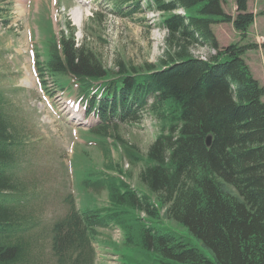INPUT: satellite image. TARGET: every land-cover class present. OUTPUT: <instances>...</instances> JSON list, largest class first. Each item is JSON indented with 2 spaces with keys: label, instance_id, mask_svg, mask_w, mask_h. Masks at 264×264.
Wrapping results in <instances>:
<instances>
[{
  "label": "trees",
  "instance_id": "1",
  "mask_svg": "<svg viewBox=\"0 0 264 264\" xmlns=\"http://www.w3.org/2000/svg\"><path fill=\"white\" fill-rule=\"evenodd\" d=\"M247 1L234 0L231 15L223 0H146L166 32L158 64L108 69L66 25L69 33L52 42L44 69L35 66L73 78L87 112L99 119L90 132L120 141L118 122L133 124L142 114L161 126L144 155L120 141L132 164L143 163V189L107 166L112 173L93 179L106 191V205L71 204L46 234L32 211L31 181L17 172L21 138L0 93V264H95L99 229L110 226L120 228L122 245L142 264H264V86L243 56L256 43L222 46L212 27L232 23L245 39L254 20ZM123 2L115 0L112 11L123 13ZM129 4L123 14L140 8L137 0ZM198 47L206 58L195 54ZM164 221L184 227L212 257ZM120 255L124 264L137 261Z\"/></svg>",
  "mask_w": 264,
  "mask_h": 264
},
{
  "label": "rangeland",
  "instance_id": "2",
  "mask_svg": "<svg viewBox=\"0 0 264 264\" xmlns=\"http://www.w3.org/2000/svg\"><path fill=\"white\" fill-rule=\"evenodd\" d=\"M109 1L0 0V93L7 101L8 113L21 138L17 172L27 183L31 181L30 191L36 196L31 201L32 211L45 234L53 218L62 216L71 204L82 209L106 205V191L94 186L93 179L99 171L112 173L107 166L119 167L133 187L143 189L138 180L143 163L132 164L120 141L135 146L144 155L160 131V123L140 114V120L133 124L118 122L116 134L120 141L112 136L92 134L90 129L98 118L87 115L83 104L79 107L75 103L81 96L73 78L49 75L46 70L38 73L36 69L37 61L44 69L52 42L61 33H69L67 24L74 27L75 42L93 52L108 69L119 62L133 66L158 64L166 36L160 24L161 14L148 11L146 0H137L139 10L128 15L123 13L132 9L129 3L135 0H124L121 14L110 10L115 0ZM222 6L235 15L232 2L223 0ZM177 12L182 14L181 10ZM226 31L222 23L220 36L228 37L222 39L224 42H231L234 37ZM248 39L256 42L251 35ZM257 44L243 56L249 53L247 59L251 63L261 61L257 67L260 72L264 52L258 45L263 42ZM194 52L202 58L207 56L203 47ZM63 87L67 89L62 90ZM61 102L66 106L64 109ZM163 224L170 225L206 256L212 257L209 249L184 227L168 221ZM99 231L95 264H124L120 255L123 251L137 260L132 264L143 263L144 258L134 251L128 252L122 245V231H118L120 235L113 227Z\"/></svg>",
  "mask_w": 264,
  "mask_h": 264
},
{
  "label": "crops",
  "instance_id": "3",
  "mask_svg": "<svg viewBox=\"0 0 264 264\" xmlns=\"http://www.w3.org/2000/svg\"><path fill=\"white\" fill-rule=\"evenodd\" d=\"M229 2H232V7L234 8V12L235 13V3H234V0H229ZM247 7H248V10L250 12H252L254 14V20H253V23L251 24L248 32H247V36L245 39H240L239 38V34L238 32L233 28L232 26V23H224L225 25V33L227 32L226 30H228L229 34L231 36H233V40H231V42H224L222 39L223 38H228V37H221L220 36V25H222V23H216L214 24L212 27H213V31L220 43V45L222 46H226L230 43H233V42H237V43H240V44H246L248 41H246L249 36L251 35L253 37L252 40L256 41L258 44H260L261 42H263V44L261 45H258L256 42V44L258 45V48H262V51L264 52V0H248L247 1ZM224 9V7H223ZM225 10V9H224ZM226 11V10H225ZM227 12V11H226ZM229 13V12H227ZM229 14H232V13H229ZM260 39H262L260 41ZM249 40V39H248ZM257 48V49H258ZM256 50V49H254ZM253 51V50H251ZM246 52H249V50H247ZM249 54V53H248ZM247 53L245 54L244 56V59L246 61V63L248 64L251 72H252V75L261 83L264 84V63H263V66H262V69L260 68V72H258L257 70V67L259 68L260 64H261V61H255V63H251L249 61V59H247ZM256 68V69H255Z\"/></svg>",
  "mask_w": 264,
  "mask_h": 264
},
{
  "label": "water",
  "instance_id": "4",
  "mask_svg": "<svg viewBox=\"0 0 264 264\" xmlns=\"http://www.w3.org/2000/svg\"><path fill=\"white\" fill-rule=\"evenodd\" d=\"M211 135H208L207 137H206V145L207 146H210L211 145Z\"/></svg>",
  "mask_w": 264,
  "mask_h": 264
},
{
  "label": "bare ground",
  "instance_id": "5",
  "mask_svg": "<svg viewBox=\"0 0 264 264\" xmlns=\"http://www.w3.org/2000/svg\"><path fill=\"white\" fill-rule=\"evenodd\" d=\"M116 233L118 234V230H116Z\"/></svg>",
  "mask_w": 264,
  "mask_h": 264
}]
</instances>
